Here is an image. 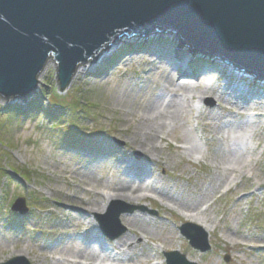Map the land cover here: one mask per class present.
Returning <instances> with one entry per match:
<instances>
[{
  "label": "rangeland",
  "instance_id": "374dc122",
  "mask_svg": "<svg viewBox=\"0 0 264 264\" xmlns=\"http://www.w3.org/2000/svg\"><path fill=\"white\" fill-rule=\"evenodd\" d=\"M161 38L144 45L146 39L125 36L97 66L85 64L65 92L50 60L37 92L10 101L23 110L39 102V112L0 130V264L19 256L30 264H72L64 250L77 246L95 251L90 264H165L163 253L172 251L197 264H264V94L241 89L264 83L188 51L181 70L171 56L180 53L177 43ZM137 42L139 53L129 51ZM163 42L171 49L162 50ZM169 73L173 88L189 86L192 94L164 90ZM153 98H177L187 110L155 136L133 140L136 116ZM48 100L69 115L46 114ZM141 143L150 147L142 151ZM237 151L246 167L232 170ZM140 180L138 200L112 198ZM20 198L26 215L11 211ZM113 203L138 210L120 216L127 231L112 240L96 215ZM185 224L207 232L209 251L181 236Z\"/></svg>",
  "mask_w": 264,
  "mask_h": 264
},
{
  "label": "water",
  "instance_id": "95a60500",
  "mask_svg": "<svg viewBox=\"0 0 264 264\" xmlns=\"http://www.w3.org/2000/svg\"><path fill=\"white\" fill-rule=\"evenodd\" d=\"M125 36H169L180 53L224 61L264 83V0H0V99L33 96L50 60L65 92L80 66ZM11 210L27 214L26 199ZM136 210L113 203L96 221L113 240L127 231L120 216ZM181 232L194 249L210 250L201 227L185 224ZM164 256L166 264H197L178 251ZM2 264L30 262L19 256Z\"/></svg>",
  "mask_w": 264,
  "mask_h": 264
},
{
  "label": "bare ground",
  "instance_id": "6f19581e",
  "mask_svg": "<svg viewBox=\"0 0 264 264\" xmlns=\"http://www.w3.org/2000/svg\"><path fill=\"white\" fill-rule=\"evenodd\" d=\"M159 37L146 39L143 44L146 45L151 39H155V40H160V39L164 40L165 39V38H161V36H159ZM141 45L142 44L137 42L134 44V46H129V51H131L133 53H139L138 51L141 48ZM160 48H162V50H164V51L168 50V49H166V47H160ZM110 51H111V49L106 51L103 55H101L95 61V63H91L90 66H92V65L97 66L99 64L98 61L101 60L104 56H107ZM160 53H162V51ZM181 53L182 54L179 53V55H183V52H181ZM159 58H157V59H159L161 62H164L166 60V55L162 53V56H160ZM176 58L178 59L177 61H179L180 63L188 65V61L185 58H183V57L181 58L179 56H176L175 59ZM82 68H84V65H82L78 68V70L76 71L75 77H76V75H78L80 73V70ZM185 73L190 74V70L185 72ZM171 74L170 73L167 74L166 77L163 79V84H162L163 89L166 91H170L168 93H172V92H175L177 90H180L181 92H185L186 95H191L193 88H191L189 86H183V87H180L179 89L173 88L171 81H170V75ZM252 87L248 85V88H247V86H245V87L243 86V87H241V89L243 91L245 90V92H247V93L244 92L245 94H253V93L264 94L263 86H261V85L258 86V85H255V83H254L252 85ZM256 87H258L260 89V91H254V90H257ZM166 97H168V95H166ZM161 99L162 98H159V99L153 98V99H151V100H149L143 104L142 109H141V114L136 116V123H135L134 131H133V136H134L133 140L137 141V137L140 134H144V136L148 137V138L155 136V134H157L158 132L165 129L164 127H165V123L167 121H174V120L181 118L183 116L185 110H187V107H185V105L182 106L181 104L178 103L177 98H171L168 100L163 99V101H161ZM147 147H150V146L146 145L144 143L139 144V149L142 151H145ZM151 148H153V147H151ZM153 149H156V148H153ZM242 156H243L242 152L237 151V152H234L233 155L229 158V163L233 168L232 170L235 169L234 168L235 166L238 167L236 169L246 167V165L244 166V162L242 161V158H243ZM142 184L143 183L140 180L139 186H137L135 188H133V187L128 188L127 186L120 187L117 189L116 194L113 195L112 198H114V199L127 198V199H131V200H134V199L138 200V198H136L134 196L137 193H139L141 189H143V187L141 189H139V187L142 186ZM82 206L86 207L84 205H82ZM95 209L99 212L101 211L100 209H97V208H95ZM74 210H76V209H74ZM76 213L77 212H75V211L73 213L70 212V214L73 217H76V215H75ZM86 239H87V241L90 240V235L86 236ZM64 251H66L69 255H71L73 258H75V260H73L74 262L72 264H80V262H77V259H81L84 262V264H90L91 262H93L97 258L95 251H93V250L90 251L89 248H86V247L77 246L76 248H67ZM71 256H69V257H71Z\"/></svg>",
  "mask_w": 264,
  "mask_h": 264
},
{
  "label": "trees",
  "instance_id": "16d2710c",
  "mask_svg": "<svg viewBox=\"0 0 264 264\" xmlns=\"http://www.w3.org/2000/svg\"><path fill=\"white\" fill-rule=\"evenodd\" d=\"M55 97H56V99H61V98H58L57 96H55ZM3 101H5V100H3ZM36 101L37 100H35V102ZM56 101H59V100H56ZM5 103H6V105H0V119H1L0 130L1 131L6 127L7 124H12V122H15V121L20 122L22 119L26 118L28 115H31L32 113L34 115H36L39 112V111H37L39 108V102H36L33 104L31 103L32 106H30L31 104L28 105L29 107H27L26 110H23V108L16 103L10 104L9 101H5ZM48 103H49V106L47 107L48 108L47 111H45V109L40 108L42 111H45L46 114L50 113V115H52L55 112L58 115L64 116V115H67L69 113L68 109H66V107L60 102L52 103L51 101H49ZM77 107L78 106L76 105V110H77ZM74 109H75V107H74ZM1 122H2V124H1ZM70 123H72V122H70ZM0 170H2L1 167H0ZM7 177H9V176L7 175Z\"/></svg>",
  "mask_w": 264,
  "mask_h": 264
}]
</instances>
